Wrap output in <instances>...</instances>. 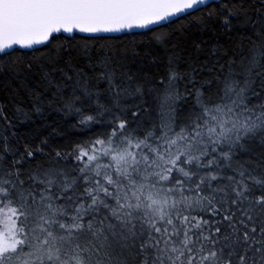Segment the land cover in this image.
Segmentation results:
<instances>
[{"label": "snow or ice", "instance_id": "1", "mask_svg": "<svg viewBox=\"0 0 264 264\" xmlns=\"http://www.w3.org/2000/svg\"><path fill=\"white\" fill-rule=\"evenodd\" d=\"M204 8L207 0H0V74L24 79L35 68L51 93L49 105L81 115V123L99 117L106 129L54 154L45 151L46 140L21 151L5 138L0 264H264V151L253 153L257 141L264 148V0L216 10L228 28L243 16L256 38L224 63L219 55L213 61L219 65L214 92L204 91L212 86L207 79L196 87L204 65L182 73L175 54L163 72L130 74L127 48H108L95 62L102 71L85 79L79 69L73 80L59 66L65 42L53 44L62 30L119 32L188 10L203 24L213 15ZM172 35L162 31L155 39ZM37 44L47 52L27 61L14 47L35 52ZM89 52L85 43L92 63ZM117 69H124L119 80ZM185 76L181 93L178 81ZM193 93V104L179 103ZM34 98L42 101L44 92ZM153 105L156 119L145 126L140 118L151 115Z\"/></svg>", "mask_w": 264, "mask_h": 264}, {"label": "trees", "instance_id": "2", "mask_svg": "<svg viewBox=\"0 0 264 264\" xmlns=\"http://www.w3.org/2000/svg\"><path fill=\"white\" fill-rule=\"evenodd\" d=\"M240 2L241 0H221L208 4V8H204L202 11L207 12L212 9L213 15L203 24L193 19L199 13L191 12L166 25L141 33L94 38L78 35L70 38L62 35L55 36L56 40L53 41V44L59 41L65 42L64 49L66 54L61 58L59 66L64 68L67 74L73 77V80L78 79L76 72L79 69H83L84 78L87 79L88 77H94L102 71L101 67L95 62L108 48L115 47L121 51L127 48V68L130 70V74L147 75L156 74L158 70L163 72L166 68L169 55L175 54L182 73L189 66L204 65L197 76L196 87L200 86L201 80L207 79L212 81V86L211 89L206 87L204 91L214 92L218 87L215 77L218 75L217 69L219 65L214 64L213 61L219 55L221 63H224L230 58L233 51H239L241 45L244 48L248 47L247 41L249 37L252 40L256 38L252 23H245L243 16L233 19L232 27L228 28L223 23V14H218L216 11L223 4ZM243 2L248 7L253 5V0H243ZM251 19L256 20L257 16L252 14ZM181 26H183V31H180ZM256 27H259V21ZM169 30L173 31V35L167 41L160 42L155 39L156 34ZM85 43L89 45V55L92 57V63H89L83 54ZM69 44L72 45L71 48H69ZM172 45H176V47L173 48ZM216 46H219L217 53L209 55ZM48 47H51V45ZM17 51L27 61L33 56H38L40 52H47V49L42 46L35 49V52ZM16 54L12 53V55ZM69 56L72 57V67H68ZM205 61H207L206 65ZM39 63V60L34 61V64ZM116 71L119 80V75L124 69H117ZM55 75L63 83H70L67 80H63L59 72ZM187 79L188 77L185 76L184 79L178 81L181 93L184 92ZM256 84V90L259 91V80H257ZM105 86L106 82H101L100 87L104 88ZM45 87V82L41 79V73L36 71L35 68L33 73L28 74L24 79H20L10 73L0 74V149H2L5 143V138H7V143L13 147H19L21 151H23L26 143L39 149L41 141L46 140L48 146L45 151L54 154L57 147L71 146L106 130L102 127L99 117L93 122L81 123V115H77L74 112L66 114V110H60L59 104L49 105L47 99H51L52 97L49 91H44ZM187 87L191 92L192 85L188 84ZM40 91L44 92L45 99L37 102L34 98L35 93ZM179 103L182 106L193 104L194 93L191 99L185 97ZM251 103L256 104L259 101L251 98ZM37 108H40L41 111L37 112ZM88 113L89 109L85 108L84 114ZM156 116L155 106L153 105L152 114L145 113L144 117L140 119L146 120L145 126H148L153 119H156ZM104 123H107V117L104 118ZM65 151H67V148H65ZM261 151H264V148L257 141L253 146V153L258 154ZM248 158L246 155L243 157V159ZM252 158H255V156ZM8 159H12L11 154H8ZM37 159H48V157L40 155L37 156ZM69 167H72V165L69 164Z\"/></svg>", "mask_w": 264, "mask_h": 264}, {"label": "water", "instance_id": "3", "mask_svg": "<svg viewBox=\"0 0 264 264\" xmlns=\"http://www.w3.org/2000/svg\"><path fill=\"white\" fill-rule=\"evenodd\" d=\"M221 0H215V2H219ZM208 4L213 3L212 0H207ZM191 13V10L187 11V14ZM186 14H178L179 17L184 16ZM177 17H170L168 20L165 21H160L157 24H153V25H148L144 28H139V27H133L131 29H123L119 32H82L79 29H75L73 30V32L69 33V32H64L63 30L60 33H55L54 36H58V35H62L64 37H72L74 35H78V36H82V37H117V36H121L124 34H131V33H141V32H146L148 30L154 29L156 27L162 26V25H166L174 20H176ZM47 42H44V44H46ZM44 45L41 44H37L34 45L33 47L35 49L41 48ZM17 50H21V51H32L30 49L27 48H21V46L16 45L14 46ZM10 51V50H9ZM0 55H3V53H0Z\"/></svg>", "mask_w": 264, "mask_h": 264}]
</instances>
